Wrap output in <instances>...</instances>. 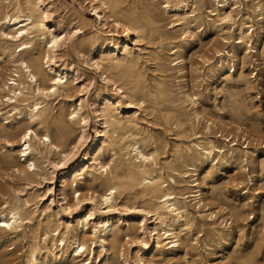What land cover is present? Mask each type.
I'll list each match as a JSON object with an SVG mask.
<instances>
[{"label": "bare ground", "instance_id": "bare-ground-1", "mask_svg": "<svg viewBox=\"0 0 264 264\" xmlns=\"http://www.w3.org/2000/svg\"><path fill=\"white\" fill-rule=\"evenodd\" d=\"M88 1L98 24L95 38L83 43L74 39L83 19L53 16V1L0 0V168L11 181L1 195V241H24V264H155L186 243L192 249L190 234L204 226L209 230L202 242L224 240L234 233L226 218L249 216L248 209L260 214L263 232L264 199L254 206L250 189L254 161L264 172L256 147L264 136L234 119L235 100L227 122L196 89L215 78L221 93L228 83L264 91V0ZM152 4L171 18L168 27L158 25ZM201 27L214 40L212 56L200 58L199 66L186 50ZM68 48L87 54V67L102 81L91 94L93 78L63 60ZM258 67L260 82L247 72ZM188 72L198 74L190 90ZM150 114L187 140L174 142L170 157H160L168 140L148 129ZM91 120L96 135L89 144ZM83 146L69 169L66 162ZM59 164L65 166L57 205L52 185ZM230 165L237 167L236 185H245L240 203L230 206L225 195L226 206L214 209L210 201L218 199V188L207 179ZM237 254L235 264H259Z\"/></svg>", "mask_w": 264, "mask_h": 264}, {"label": "rangeland", "instance_id": "rangeland-1", "mask_svg": "<svg viewBox=\"0 0 264 264\" xmlns=\"http://www.w3.org/2000/svg\"><path fill=\"white\" fill-rule=\"evenodd\" d=\"M49 1L50 2L53 1L52 2L53 3V9L55 10L53 16H58L61 14H62L61 16H63L65 14L64 17L66 18V20H71L73 22H75V21L80 22L83 19V23L79 27L80 30L78 32H76L77 34L75 33L76 34L75 38H74L75 40H77V41L83 40L82 42L86 43L88 41L90 42L91 39L95 38L94 32H95V29L97 28L96 26L98 24L97 23L98 20H97L96 15L94 14V12L91 10L90 3L88 0H49ZM137 2H139V1H137ZM78 6L79 7L81 6V7L79 8ZM63 8H64V10H62ZM159 8L160 7L156 4L151 5V10L153 13L156 9L154 16H156L155 19L158 21V23H159L158 25L164 26V28L168 27L169 26L168 23L170 22L171 18L168 15L164 14ZM79 12H81V13H79ZM77 17H78V19H77ZM84 17L87 19V21H88V22L86 21L87 23H84L85 22ZM253 24H254V26H253L254 31H258L260 26L257 25L255 23V21L253 22ZM196 31H197L196 33H199V36H195V38L193 40H191V44L187 48L186 54H188L187 56L189 57V60L192 62V64H198L199 66H201L202 61H200L201 60L200 58H204V57L210 58L212 56V54L209 52L210 44H211V43H209V41L214 40V35L212 34L211 31L202 30V27L199 30L197 29ZM91 32H93V33H91ZM263 36H264V34H262V37ZM121 38L124 39V33L121 34ZM149 48H150V46H149ZM70 49L71 48H68L66 53H64L63 60L66 61L67 64H71L72 66L80 69L83 72V76L85 78L86 77H92L93 78L92 85L88 89L89 94H91L94 91V88L98 87L99 83L101 84L102 81H100L98 74L95 73L94 70L89 65H88L89 67H87L86 63L89 60L88 55L84 54V52H78V51L75 52V50H72V49L70 50ZM198 49H199L200 53H199ZM79 53H81L80 56H79ZM82 53H83V55H82ZM191 53H192V55H191ZM205 55H207V56H205ZM81 56L83 59L81 58ZM84 61H86V62L84 63ZM186 62H187V69L189 70L188 61H186ZM150 63L151 62H146V63H144V66L150 67V69H151V67L153 66V63H151V64ZM88 64H89V62H88ZM2 70H3V66L0 65V71H2ZM252 71L256 73L257 77L255 76V78L258 82H260L261 67L259 68V70L257 68H254V70H253V68L247 69V72H252ZM148 73H150V72H148ZM167 74L170 76L174 75L173 70L168 71ZM196 75H198V74L188 72V75L186 77L187 78V87L189 86L191 88V85L194 83L193 78ZM199 75H200V77L202 76L201 74H199ZM251 79H253V78H251ZM205 81L202 84H199L197 86L196 90L201 93L203 101H202V99H200V101L204 102V105L209 110H211L212 112H215L214 111V104H217V106H219L223 112V119L226 120L227 122H230L231 117H232L231 114L233 113L231 107H234L233 101L235 100L238 103L237 110H238L239 115H238V117L234 115V119L243 123L242 127H244L243 129H245L247 132L251 133L253 130L257 129V131L259 130L261 135L264 136V91L257 90V88L246 90V89H244V87H242L239 84H233L232 85V84L228 83V84H226V86L224 88V93H221L220 87L222 86V83H220V80H218V79L216 80L215 78H209ZM198 87H200V88H198ZM190 88H189V90H190ZM231 88H232V90H231ZM230 92H231V94L235 93V96L230 97L229 96ZM226 95H227V97H226ZM125 111L132 113L135 110L127 108V109H125ZM88 113L90 114V111ZM240 117H241V119H240ZM147 119L149 120V123L147 124L148 129H151V131H153L155 135H158L157 137H160V138L162 137V139L165 142L168 140L166 142L167 145H166L165 149L163 150V154H161L160 157H164V156L170 157V148L174 142L178 143V142H186L187 141L186 139H183L180 136H177L173 127L170 129L169 128L166 129L165 126H163V125L160 126L159 121L157 119H155L153 114L148 115ZM227 119H229V120H227ZM91 122H92V120L90 121L88 129H87L88 134H89L87 143H89V144L92 143V140L94 139V137L96 135L93 122L92 123ZM247 122L248 123L250 122V123L248 124ZM231 124L232 123H229V125H231ZM259 125H260V127H259ZM197 132L201 133V128H199L197 130ZM161 134L164 136V138ZM171 134H173V135H171ZM201 134H203V133H201ZM218 139L220 140L221 138H218ZM259 142L261 144L262 143L263 144L262 145L259 144L256 146L258 148V150L261 151V153H259L258 155H259V157L264 158V149H263L264 148V138L260 139ZM237 143H238L237 146H242L243 144H245L242 141H239ZM248 147H251V146L248 145ZM9 149H11V148H9ZM85 149H86V147L82 148L79 151L78 155L72 157L71 160L66 162V166L70 165L69 169L72 168V166L75 164V162L77 160L80 159V157L82 155L81 153H83ZM164 151H165V153H164ZM254 164H255V168H254L255 172L253 174L255 176L252 177L254 184H253V188H251L250 191H251V195L254 197L252 199L253 205L257 206V204H259L260 201L262 199H264V179H263L264 178V172L262 173L263 174V176H262V174L260 173L259 167L256 165L255 161H254ZM64 166L65 165H63V164L58 165V170H57V172L54 176V179H53V185H52L53 198H54L55 203L57 205H58L57 193H58V188H59V184H60V176H61V173L63 171V170H59V169L63 168ZM245 168H248L249 171H251V165L249 163H247L245 165ZM236 171H237V167L235 165L226 166L225 168H221V169L213 172L210 175V178L207 179V183L210 186L213 185V186H216L218 188V190H217L218 194H216L218 196V199L210 201V203H212L211 206L214 207V209L216 207H225L226 206V203L223 201V196H225V195H226L225 197H227L229 199L228 203L230 206H237L238 203H240L238 200L237 194L239 191H242L244 189L245 185L244 184L238 185V186L236 185V183H237V180H235V179H237V172ZM233 174H234V176H233ZM4 176H6L5 171L3 169H1L0 170V202L2 201L1 195H3L4 192H6L7 185H9L11 183V181H9V178L4 177ZM21 183L22 182H19L18 184L21 185ZM208 184L206 185V187L209 186ZM236 187H238V188L234 191L233 189ZM256 190L259 191L260 193L256 194V192H257ZM246 213H248L249 216H244L241 218H236V217H233V218L227 217L226 218V220H227L226 226L231 227L233 229L234 233H231V235H225L226 237L224 238V240L216 241V240H212V238L208 237V239H206L205 242H202V241H204V236H206L207 231L209 230V228L207 226L206 227L204 226L200 230H195L192 232V234H190L191 236H193V238L196 239V244L193 246L192 249H190L189 244L186 243L187 245L185 246V249H182L180 252H177V253H173V252L169 253L167 255L166 259L158 258V259H156L155 264H235L233 256L235 257L237 252H238L237 255H244L245 253L250 254L252 259H254L257 263L264 264V239H263L264 236H262V235H264V230H263V232H259V228H260L259 217L260 216H258V215H260V214L253 212L250 209H248L246 211ZM250 216H253V217L249 218ZM234 225H238V228L240 230L239 232H235L236 228H234L235 227ZM250 226H252V227H250ZM257 232H258V234H257ZM251 236L253 237V239ZM6 244H4L0 238V264H24L23 259L21 258L22 252H23V250H21V246L25 245V242L22 241L21 243H17L15 245L14 244L10 245V242H6ZM153 245H154V242L152 240L149 249H151L153 247ZM131 249L133 250L134 246H132ZM249 249H251V250H249ZM7 252H9V253H7ZM184 253H187L186 257H184ZM97 261H98V258L96 259V262ZM173 262H175V263H173Z\"/></svg>", "mask_w": 264, "mask_h": 264}]
</instances>
